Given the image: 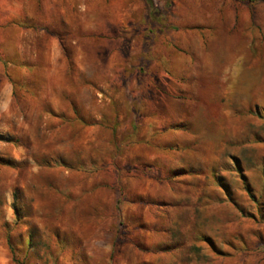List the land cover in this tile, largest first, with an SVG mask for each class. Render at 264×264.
<instances>
[{
	"label": "rangeland",
	"instance_id": "rangeland-1",
	"mask_svg": "<svg viewBox=\"0 0 264 264\" xmlns=\"http://www.w3.org/2000/svg\"><path fill=\"white\" fill-rule=\"evenodd\" d=\"M0 264H264V0H0Z\"/></svg>",
	"mask_w": 264,
	"mask_h": 264
},
{
	"label": "trees",
	"instance_id": "trees-1",
	"mask_svg": "<svg viewBox=\"0 0 264 264\" xmlns=\"http://www.w3.org/2000/svg\"><path fill=\"white\" fill-rule=\"evenodd\" d=\"M147 5L150 6L151 5V0H145Z\"/></svg>",
	"mask_w": 264,
	"mask_h": 264
}]
</instances>
